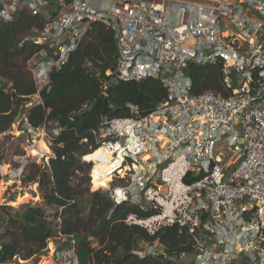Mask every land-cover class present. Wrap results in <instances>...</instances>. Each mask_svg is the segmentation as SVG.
<instances>
[{
    "label": "built area",
    "instance_id": "2783aa9c",
    "mask_svg": "<svg viewBox=\"0 0 264 264\" xmlns=\"http://www.w3.org/2000/svg\"><path fill=\"white\" fill-rule=\"evenodd\" d=\"M21 15L41 21L19 42L39 46L27 60L36 87L30 105L41 102L52 74L95 23L115 33V79L154 78L167 88L152 111L129 104L130 115L102 116L87 130L93 145L82 160L92 165L91 183L110 176L96 190L150 212L130 213L125 222L150 235L186 230L194 248L178 255L186 264H264V0H0L1 22ZM191 63L218 66L227 93H192ZM17 123L50 147L62 131L57 123L50 130L52 122L36 127L27 116ZM25 154L9 160L22 162L20 175L39 161ZM156 243L135 253L162 252ZM52 258L79 264L75 248L55 246Z\"/></svg>",
    "mask_w": 264,
    "mask_h": 264
},
{
    "label": "trees",
    "instance_id": "16d2710c",
    "mask_svg": "<svg viewBox=\"0 0 264 264\" xmlns=\"http://www.w3.org/2000/svg\"><path fill=\"white\" fill-rule=\"evenodd\" d=\"M34 24L41 21L30 15H21L13 22L0 21V75L6 80H0V166L26 152L21 136L11 133L13 125L24 116L36 127L48 122H52L50 130L55 123L62 127L58 136L52 135L53 155L48 164L31 161L21 175L22 183H38L44 201L57 212L51 219L40 205H1L0 263L20 258L25 261L21 264H37L48 243L62 235L60 249L75 248L79 264H186L178 255L193 252L188 232L172 226L150 235L139 225H128L125 219L130 213L146 216L150 212L128 203L118 205L108 191L91 192L92 165L82 160L92 151L87 130L96 126L102 116H128L129 104L146 114L165 100L167 88L154 78L113 84L117 64L115 33L95 23L69 61L52 74V87L42 92L41 102L28 106L36 87L27 60L39 46H20L19 42ZM187 72L192 79V93H227L218 66L191 63ZM103 91L108 95V108L95 106ZM83 136L88 141H82ZM91 156L92 153L87 158ZM2 177L0 169V180ZM94 241L98 243L96 247L92 246ZM156 242L163 246L162 252L143 256L135 253L141 244Z\"/></svg>",
    "mask_w": 264,
    "mask_h": 264
},
{
    "label": "rangeland",
    "instance_id": "374dc122",
    "mask_svg": "<svg viewBox=\"0 0 264 264\" xmlns=\"http://www.w3.org/2000/svg\"><path fill=\"white\" fill-rule=\"evenodd\" d=\"M0 80L6 82L5 79L2 78L0 75ZM35 101V100H34ZM30 105V104H28ZM19 116V115H18ZM17 116V118H19ZM12 131L14 135L21 136L24 140V146L27 148L26 154L21 158H27L29 156H38L39 154V161H43V159L47 160V156L52 154L51 147L49 142L41 140L38 143H35L33 138H28L25 132L21 133L20 126L16 122L13 125ZM29 140V141H28ZM45 143V144H43ZM47 146V148H46ZM44 156V157H43ZM239 154L236 153L235 155H229L226 157V160L235 161L238 158ZM18 158V157H15ZM15 158L8 163L2 165L1 170L3 177L0 180V206L1 205H9L12 208H18L20 205L24 203H31L32 206L40 205L42 206L48 214H50V218L54 219L53 215L57 212L53 205H48L38 189V183L36 184H25L22 183L21 175L19 174V170L21 168L22 162L16 161ZM16 170V173L14 171ZM98 181L94 178L93 182L90 183L89 187L91 192L96 191L98 188ZM88 185H84L87 187ZM62 209H59L61 211ZM59 220V219H58ZM62 240L60 238H55L53 241L48 243V248L45 253L41 255L40 261L37 264H56L53 260V251L55 250V246L60 248L62 245ZM1 243V241H0ZM145 244V243H143ZM156 247H160L157 243H155ZM98 245L97 242H93V247ZM25 261L17 258L13 261H9L7 263H0V264H21ZM31 263V261H30ZM29 264V263H28Z\"/></svg>",
    "mask_w": 264,
    "mask_h": 264
},
{
    "label": "water",
    "instance_id": "95a60500",
    "mask_svg": "<svg viewBox=\"0 0 264 264\" xmlns=\"http://www.w3.org/2000/svg\"><path fill=\"white\" fill-rule=\"evenodd\" d=\"M120 80L113 79L112 83L117 84ZM95 106L101 107V108H108L110 106L108 101V95L106 93H103L100 98L95 102Z\"/></svg>",
    "mask_w": 264,
    "mask_h": 264
},
{
    "label": "bare ground",
    "instance_id": "6f19581e",
    "mask_svg": "<svg viewBox=\"0 0 264 264\" xmlns=\"http://www.w3.org/2000/svg\"><path fill=\"white\" fill-rule=\"evenodd\" d=\"M43 144H45V143H43ZM46 148H47V146H46ZM96 155H97V153H92V156L89 158L88 157V159H95V157H96ZM100 169H102V171H103V169H104V165L103 164H101L100 166ZM95 178H96V180L98 181V187H100V186H107L108 185V182H109V180H110V176H104V175H102V177L101 176H95Z\"/></svg>",
    "mask_w": 264,
    "mask_h": 264
}]
</instances>
